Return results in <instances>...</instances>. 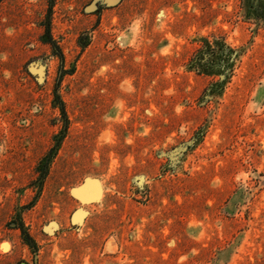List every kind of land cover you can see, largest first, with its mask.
Returning a JSON list of instances; mask_svg holds the SVG:
<instances>
[{
    "label": "rangeland",
    "instance_id": "obj_1",
    "mask_svg": "<svg viewBox=\"0 0 264 264\" xmlns=\"http://www.w3.org/2000/svg\"><path fill=\"white\" fill-rule=\"evenodd\" d=\"M0 264H264V0H0Z\"/></svg>",
    "mask_w": 264,
    "mask_h": 264
},
{
    "label": "trees",
    "instance_id": "obj_2",
    "mask_svg": "<svg viewBox=\"0 0 264 264\" xmlns=\"http://www.w3.org/2000/svg\"><path fill=\"white\" fill-rule=\"evenodd\" d=\"M229 51V55L233 56V51L232 50H228ZM199 55L200 57H194V58H191L190 59V62H191V66L192 68H195L197 70H200V71H205L210 65H212L214 63V60L212 58H214L216 55H217V51L213 48H210L208 49V51H204L203 48L199 50ZM205 57H207L205 59ZM233 61V60H232ZM231 61V62H232ZM64 112V110H63ZM50 158V155H46V157L44 158L43 161H46ZM20 231H21V234L24 236L26 235V232H24V226L21 225L20 226ZM32 247V246H31ZM34 249V252L36 253V249Z\"/></svg>",
    "mask_w": 264,
    "mask_h": 264
}]
</instances>
